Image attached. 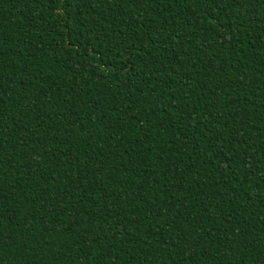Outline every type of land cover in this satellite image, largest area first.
<instances>
[{
    "label": "trees",
    "instance_id": "obj_1",
    "mask_svg": "<svg viewBox=\"0 0 264 264\" xmlns=\"http://www.w3.org/2000/svg\"><path fill=\"white\" fill-rule=\"evenodd\" d=\"M0 264H264V0H0Z\"/></svg>",
    "mask_w": 264,
    "mask_h": 264
}]
</instances>
